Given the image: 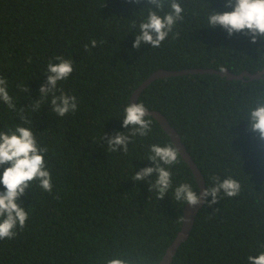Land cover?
<instances>
[{"label": "trees", "instance_id": "obj_1", "mask_svg": "<svg viewBox=\"0 0 264 264\" xmlns=\"http://www.w3.org/2000/svg\"><path fill=\"white\" fill-rule=\"evenodd\" d=\"M263 66L264 0H0V264H158L199 185L133 91ZM138 102L206 181L171 264H264V77Z\"/></svg>", "mask_w": 264, "mask_h": 264}, {"label": "water", "instance_id": "obj_2", "mask_svg": "<svg viewBox=\"0 0 264 264\" xmlns=\"http://www.w3.org/2000/svg\"><path fill=\"white\" fill-rule=\"evenodd\" d=\"M196 73L219 74L222 77H226L227 79L230 80L231 79L252 80V79H259L264 77V66L255 72H250L249 70H243L240 73L232 72L227 68L217 69L213 67H193V68H183V69L159 68L154 72H152L146 79H144L142 83L133 91L130 102L135 113L141 116L151 115L160 123L162 128L170 135L173 143L177 147L182 157L189 164L199 185L198 196L192 198L185 205L181 228L177 236L173 240V242L167 247L162 259L159 261L158 264H171L180 245L188 239L190 232L193 228V225L195 223V219L205 202L207 195V186L203 173L201 172L198 165L196 164V162L193 160L192 156L188 152L176 128L173 125H171L168 118L161 111L156 109H148L142 106L141 104H139L138 98L141 92L156 79L166 78L170 76L185 75V74H196Z\"/></svg>", "mask_w": 264, "mask_h": 264}]
</instances>
